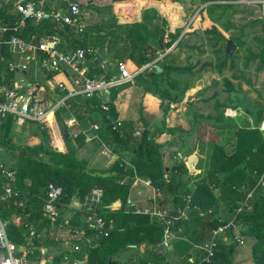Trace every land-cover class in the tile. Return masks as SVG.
Instances as JSON below:
<instances>
[{
    "label": "trees",
    "instance_id": "16d2710c",
    "mask_svg": "<svg viewBox=\"0 0 264 264\" xmlns=\"http://www.w3.org/2000/svg\"><path fill=\"white\" fill-rule=\"evenodd\" d=\"M131 1L111 0L105 8L111 14V10L115 7L122 6L121 3ZM150 1L155 0H145L146 3ZM170 1L178 2L179 0ZM202 1L210 3L214 0ZM230 6V4L210 5L211 8L223 9H229ZM184 12L187 15L190 8H184ZM16 18L17 16L11 12L9 6L4 5L0 9V26L8 27ZM162 22L166 21L162 19ZM181 31L182 28H177L173 33L169 32L168 37L171 41L165 45L166 43L162 39V30L156 29V32L152 34L145 23L119 24L117 18L112 14L106 24L94 27L87 25L82 34H75L68 27L52 29L48 24L35 25L30 21L22 35L44 33L47 36H54L58 38V48H83L87 59L96 54L94 50L98 48L99 44L102 47V43L108 41L106 50L112 54L111 65L128 59L140 69L157 58L156 52L163 54L165 49L177 40ZM11 35L12 32H6L2 34V39H7ZM150 39H152L155 48L153 50L149 47ZM216 39L221 40L222 37L217 35ZM232 40L237 44L236 39ZM260 44L262 45L261 50L257 54H250L248 59L251 61L258 59L264 66V41H260ZM179 46L178 41L174 48H179ZM0 52L5 54V46L0 47ZM217 53H222V56L219 55V62L216 65L212 66L208 63L201 65L196 70H193V67L189 65H173L168 61L169 53H166L160 61L154 63L153 69L147 68L133 76V79L140 84L144 91H150L159 100L180 102L194 74L207 69L220 73L226 67L227 61L231 60L228 59L230 56L221 50H217ZM156 66L159 67V71L156 70ZM172 72L176 75L174 79L170 77ZM182 73L189 79L184 87L178 90L179 78L177 79V77ZM90 74L98 73L91 70ZM108 74L110 75L109 72ZM109 75H107V79H109ZM165 78L168 81L160 87L159 81ZM126 84L122 83V88L128 86ZM4 86L7 87V84L0 79V87ZM109 98L110 95L107 100L108 111L106 113L99 109L97 98L91 99L93 110L102 113L101 124L96 133L99 134L100 139L109 142L112 153L116 155L111 167L104 172L87 169L85 162L77 160L74 152L70 150L63 152L52 147L47 148L44 144L14 147L7 134L10 126L15 123L14 117L7 116L1 122L0 148L13 151V163L9 170L13 171L15 175L13 194L4 202H0V220L5 224L7 238L16 246L25 248L28 259L39 264L45 258L43 249L47 248L49 244L47 235L49 234L50 221L41 211L47 185L54 184L62 188L59 219L73 199L81 200L91 189L101 188L103 198L98 212L106 226L110 225L111 227L106 236L97 238L94 243L85 246L78 253H70L69 257L78 260L85 259L86 264H120L113 260L115 255L138 249L143 245L145 246L144 257L136 264H168L162 261L163 257L157 249L163 236V224L152 219L148 214L135 213L133 209L125 210L126 206L129 207L128 197L135 177L147 180L153 189L168 196L173 207L171 212L173 215H179L185 206V197L187 196H190V205H196L199 208V212L191 210L183 220L174 222L171 227L173 231H177L181 227H186V231H189V228L198 224L210 234L222 223L217 218L220 206L217 204L214 194L215 189H219V199L223 202L226 198H231L229 196L231 193H238L239 196L236 200L241 203L246 194L255 188L252 199L239 211L236 223L245 228L239 234L253 240L251 264H264V187L257 186L259 179L264 181V131H260V123L264 122V114H256L246 107L242 108L241 110L246 112L247 117L252 121V125L246 119L244 125L236 126L234 151L227 155L221 147L213 144L206 176L197 181L191 189L181 190L183 187L182 176L189 173L187 166L184 163H179L166 171L161 158L160 145L155 143L158 136L173 133L174 130L166 128L163 118L160 128H156L150 133L144 127L139 132L137 142L131 145L130 140L134 137V131L130 123L120 121L122 123L120 131H113L109 125L110 121L107 120V117L111 120H116L117 117L111 104L112 99L109 100ZM161 106L162 101L160 108ZM218 107V104L215 105L216 109ZM224 109L226 108L223 107ZM168 110V106L162 108L163 117ZM57 111L59 110L57 109L55 113ZM212 119H215V122L221 120L215 115ZM61 135L63 139L69 138L68 129L65 126L61 129ZM126 153H130V165L126 163L128 156ZM45 157H48L47 161ZM218 173L223 174L221 178L217 177ZM1 186L0 180V188ZM117 200L120 201L121 207L114 211L111 209V205ZM230 203L229 209L234 213L235 209L240 206L232 199H230ZM208 210L210 213H207ZM77 214L81 215L80 212ZM14 218H18V224L13 221ZM59 219L56 222L57 225H59ZM72 220L73 223H77L75 217ZM81 227L82 229L85 227L84 222ZM43 230L46 233L44 238L41 237ZM236 247L234 242L225 245L221 238H218L212 258L209 263L204 264H232L231 258L236 253ZM173 248L174 254L184 260L183 264H190L188 259L190 258L189 252L193 248L192 244L182 238L175 241Z\"/></svg>",
    "mask_w": 264,
    "mask_h": 264
},
{
    "label": "crops",
    "instance_id": "0c3cea01",
    "mask_svg": "<svg viewBox=\"0 0 264 264\" xmlns=\"http://www.w3.org/2000/svg\"><path fill=\"white\" fill-rule=\"evenodd\" d=\"M47 2L55 7L62 5L56 0H47ZM159 6L161 7V5ZM152 7L153 4H150V8ZM160 7H157L158 9L156 10L160 12L159 16L164 20H167V22H176L180 21V18H183V16L179 13L176 15L167 14V11L165 13H161L162 10ZM86 16L88 17V14H86ZM115 17L117 18L119 24H142L145 22L144 20H146L145 17L139 14L137 15L136 13L117 14ZM104 21L107 20L101 19V22ZM86 24L89 25L88 23ZM100 24L101 23H99V25ZM148 30L150 29L148 28ZM171 31H173V28ZM106 42L102 43V47L99 44L98 48L94 50V53L101 56H107L109 60H112V54L106 50ZM65 48L66 47H63L62 49ZM43 58H45V56L38 54L36 63L30 64V70L28 72H30L31 69L34 70L33 81L25 82L37 86L35 95L38 99H40L42 107L47 109L57 103H60L64 98L66 90H59L57 88V84L59 83H61L68 91H74L73 93L76 94L68 98V100L66 99L63 101L62 105L57 108L59 111L55 113L56 109L43 121H27L20 123L19 125H15V127L11 125L8 130V132H10V136H15L13 139L18 140L20 145L38 146L40 144H44L47 148L52 147L63 152L66 150L73 151L75 158L79 161H84L87 169L102 172L107 171L116 158V155H114L111 151L109 142L104 139H100L99 134L96 133L98 129H94L95 136L93 138H88L86 135L89 128H94V126H97V128L99 127L102 120V113L93 110L94 108L91 105V100L85 99L83 95L79 93V89L73 84V77L69 74L65 67H60L56 70H48L41 62V59ZM2 59H5L7 63L11 60H16V58L9 53L7 47H5V54L0 52V60ZM155 62L156 61L154 60L151 66H153ZM123 63L128 70L131 66H135L128 59H124ZM142 68L138 69L136 74L142 72ZM148 68H150V66ZM210 71L212 73L213 70ZM10 73L22 74L19 72ZM26 74H23V76L25 77ZM206 74L207 71L194 74L193 78L189 81L188 89L184 93L183 99L180 102H167L165 106H168L169 110L166 112L164 117L162 116V118L159 117L161 101L150 91H144V89L140 87V84L138 82L136 83L133 78L129 82H117L114 88L110 90V98L112 99L111 104L117 113L116 120L128 122L133 126L134 137L131 138L130 144L134 145V143L137 142L139 132L144 127L147 128L150 133H152L156 128H160L161 121L164 118L166 128L174 130L173 133L161 134L155 139V143L160 145L161 158L163 165L166 167L165 169L168 170L172 166L182 163L181 160L183 157L193 158L194 162L192 165V171L195 173L194 177L197 178L196 181H199L206 176V173L204 176L202 175L206 169V162H208L209 168V159L207 161L204 143H207L206 141H208L207 136L211 137V131L215 129V127L217 128V126H215L217 122L215 123V119H212L215 113H205L204 110L206 109L205 107L207 101H204V99L200 101L201 98L199 99L197 96L207 84H210L206 82ZM16 77H18L17 79L19 82L24 78L22 75H18ZM16 77L14 76L13 78H10V82L6 83L7 87H20V85L23 87L25 83H19L18 81L15 82L14 79H16ZM122 83H127L126 85L128 86L122 88ZM4 87H1L0 102L3 101L2 90ZM190 101L192 104H187ZM225 111L229 112V115L225 117L226 115L224 112V117L231 118L230 121H233L232 123L239 127L240 125L237 120L241 118L239 117L240 114L229 108H226ZM240 112L244 115L243 111ZM69 120H73L76 125L71 128L67 127L66 124ZM247 122H251V120L248 118ZM250 125H252V122ZM64 126L68 129L69 138L67 139H63L61 135V129H63ZM37 127L39 128L37 129ZM73 132H78V136L76 138L71 137V133ZM212 147L213 145L211 144V151ZM126 155H128L126 157L128 162L126 161V163L130 165V153H126ZM210 155L211 153L209 154V157ZM45 160L47 161L48 157H45ZM217 177L221 178L222 176L217 175ZM147 183L148 181H144L142 178L135 177L133 179L128 197L129 207H125L126 211L139 208L151 209L153 206L164 208V204H171L168 196L153 189L150 184ZM141 184L144 187H142ZM145 185L150 187V189H148L150 194H144V191H147ZM214 194L217 204L220 206L217 218L222 221H227L233 215V212L229 209V204H231L230 199L239 205L240 203L236 200L239 194L231 193L229 195L231 198H226L224 202L219 199L220 193L218 188L215 189ZM78 205L79 199H73L61 215L59 225H57V223L53 225L50 224V229L48 230L49 234L47 235V241L49 244L47 248L43 249L45 258L41 260L43 261V264H63L66 260L71 259L69 257L70 250L73 245L76 244L75 241L79 240L81 237V225L83 224L82 216L77 214ZM166 209L172 212L173 207L171 205L170 208ZM73 217H75L77 223L72 222ZM13 221L16 224L19 223L18 218L13 219ZM237 227L239 228L241 225L238 223ZM179 229L180 231H173L176 238L169 241L167 247L168 252L171 251L172 254H174L173 244L175 241L183 238L193 245V248L189 252L190 259L198 258L200 253L196 250V246L201 245L209 236V233L208 236H203L201 232L207 233L208 231L204 228L202 229L198 224L189 228V231H186V227H181ZM45 236L46 233L45 230H43L41 237L44 238ZM219 238H221L225 245L230 244V241L226 239L225 236H220ZM79 245L81 246V243H79ZM140 247L145 248L143 245ZM157 249L162 250L163 247H157ZM237 255H240V251L236 247V253L231 258L232 264H236L234 259ZM172 257L177 260L176 263L172 264L184 263L182 258H178L176 255ZM41 261L39 264H41ZM162 261L167 262L168 260L163 259Z\"/></svg>",
    "mask_w": 264,
    "mask_h": 264
},
{
    "label": "built area",
    "instance_id": "2783aa9c",
    "mask_svg": "<svg viewBox=\"0 0 264 264\" xmlns=\"http://www.w3.org/2000/svg\"><path fill=\"white\" fill-rule=\"evenodd\" d=\"M62 5L55 7L47 2V0H1L0 9L4 5L10 7L17 18L8 27L0 26V47L5 46L16 60H11L6 64L7 72H19L26 74L30 70V64L36 63L38 54L45 56L41 62L48 70H56L65 67L69 74L73 77V84L79 89V93L85 99L91 100L97 98L99 100V109L106 113L108 111L107 99L110 90L114 88L117 82H129L136 74H132L123 62L111 65L107 56L94 54L87 59L85 50L80 47L72 49L58 48V39L54 36H47L44 33H28L22 35L26 31L28 22L37 24H48L52 29L68 27L75 34H82L87 26L81 5L74 0H56ZM262 14L264 17V0L261 1ZM12 32L7 39H2V34ZM21 35V36H19ZM94 70L98 74H90ZM110 73V75L108 74ZM109 75V79H107ZM14 86L12 88L4 87L2 90L3 101L0 102V123L7 118L13 116L15 123L20 124L27 121H43L48 115H51L63 101L74 96V91H68L61 83L57 84V88L61 91L66 90L64 98L47 109L42 107L40 99L35 95L36 85L25 83L23 87ZM109 125L113 131H120L122 123L119 120H111ZM67 127L75 126L73 120L67 121ZM94 129H98L94 126ZM78 132L71 133L72 138H76ZM188 158L183 157L182 163H187ZM190 175L195 176L193 171H189ZM0 180L2 186L0 188V202H4L13 194V184L15 181L14 172L9 168L0 165ZM149 184V182L147 183ZM257 186L264 187V181L259 179ZM253 188L247 194L245 199L239 204L240 207L227 221H222L220 226L212 230L201 245L196 246V250L200 253L196 259H188L190 264L209 263L213 256L216 241L220 236H225L230 243L236 245L243 244V236L236 232L238 223L236 217L243 206L252 199ZM62 188L54 184H48L45 189V199L42 206V213L50 221L55 224L59 219V206L62 198ZM16 195V194H15ZM103 198V190L101 188H93L79 200L78 212L81 213L85 227L81 228V244L83 246L90 245L101 236H106L110 225L106 226L105 221L99 215L98 208ZM250 209L249 206H247ZM199 212L196 205H190V196L185 197V206L179 215H173L167 209H161L153 206L151 209L139 208L134 209L135 213L148 214L152 219L160 221L163 226V236L157 247H163L166 250L170 240L176 238L171 229L174 222L183 220L189 211ZM207 213H210L208 210ZM180 231V229H178ZM88 234H85L87 233ZM81 250L79 244H74L70 253H78ZM159 254L163 252L158 251ZM84 260L68 259L63 264H84ZM0 264H31L27 257V250L23 247L16 246L6 235L5 224L0 220Z\"/></svg>",
    "mask_w": 264,
    "mask_h": 264
},
{
    "label": "rangeland",
    "instance_id": "374dc122",
    "mask_svg": "<svg viewBox=\"0 0 264 264\" xmlns=\"http://www.w3.org/2000/svg\"><path fill=\"white\" fill-rule=\"evenodd\" d=\"M74 1L81 5L83 16L86 19L85 22L91 27L97 26L99 23H101L100 25L106 24V21L101 22V19L107 20L112 14L116 16L117 14L121 15L123 13H136L137 15L139 14L145 17L146 20H144V23L150 29L152 34L156 32V29L163 31L162 39L163 42L166 43L165 45L171 41L168 34L173 33L177 28H182L177 40L174 41L169 48L165 49L164 53H169L168 61L173 65H189L193 67V70L208 63L212 66L216 65L219 62V55L222 54H218L217 50L224 52V46L227 40H237V44L234 43L235 49L232 55L228 57V59L231 60L227 61V65L222 72L218 73L213 70L211 73L209 69L206 70L207 74L205 79L206 82L210 84H207L197 95L199 99L201 98L200 101H202V99L207 101L206 109L204 108L205 113L213 112V114L215 113V117L221 119L219 122H215V126H217L215 129L217 130L213 129L211 131V137L207 136L208 141H206L207 143H204L207 161L210 158L211 144L221 147L227 155L234 151V133L236 130V124L232 123L233 121H230L231 118H225L229 115V112L225 111V109L223 110V107L235 110L240 114L239 117L241 118L237 120L240 126L244 125V121L248 119L246 112H243L244 115L240 112L242 111V108L246 107L256 114H264V66L258 59L254 61L248 59L250 54H257L261 50L262 45L260 44V41H264V17L261 6L262 0H242L236 2L214 0L210 3H204L202 0H179L178 2L170 0H155L148 3H145V0H132L128 3H121L122 6L115 7V9L111 10V14L105 8L111 0ZM150 4H153V7L156 8H150ZM211 4L220 6L230 4L231 6L229 9L218 7L211 8ZM159 5H161L162 8ZM157 7H160L162 10L161 13H165L166 11V13L170 15H176L179 13L184 16V18H180V21L176 22H167V20H165L166 22H162L163 18L161 19L159 16L160 12L156 10L158 9ZM184 8H190V12L187 15L184 12ZM200 10L201 13H199ZM86 14H88V17ZM172 28L173 31H171ZM217 35H220L222 39L217 40ZM178 41L180 44L179 48H174ZM149 47L152 50L155 49L152 39H150ZM161 55L160 52H157V58L154 60L160 61L161 58L158 59V57ZM6 63L7 61L5 59L0 60V79L2 82H10V78L18 75L24 77L23 74L7 73L5 71ZM153 67L154 65L150 66L151 69H153ZM129 71L134 74L138 72V68L136 66H131ZM33 73L34 70L31 69L30 72H27L22 81L19 82L17 79L18 77L14 80L19 83L32 82ZM175 76L176 75L172 72L170 77L174 79ZM177 79L179 81L178 90H181L185 83L188 82L189 78L182 73ZM167 81L168 79L166 78L161 79L159 81L160 87ZM160 101H162V106L160 108L159 117L162 118L161 111L167 104V101ZM217 104L219 105L218 109L215 108V105ZM223 112H225V117ZM251 122L248 123L250 124ZM12 125L15 127V125L19 124L14 123ZM9 133L10 132L7 134L11 138L13 146H19V141L14 140L13 138L15 136H10ZM12 154L13 151L6 148H0V165L10 168L13 163ZM205 168L202 176L207 172L208 162L205 163ZM222 175V173H218V176ZM143 180L146 181L145 179ZM196 180L197 178L190 174L182 176L183 187L181 190L185 188L191 189L197 182ZM141 186L144 187L142 184ZM145 187L147 188V191H144V194H150L148 192L150 187L146 185ZM163 207L164 208H161H170L171 204L166 203ZM244 229L245 228L241 226L237 228L236 232L240 233V231H244ZM201 233L203 236H208V232ZM75 243L79 244L81 243V240H76ZM252 244L253 240L243 236V244L237 245L240 255H237L234 259L236 264H251ZM84 247L85 246L81 244V249H84ZM144 251L145 248L141 247L128 250L115 255L113 260L118 261L120 264H136L144 257ZM161 251L163 253L160 255H162L163 259L168 260L167 262L165 261V263L172 264L177 262L175 258L173 259L172 256L175 255L172 254L171 251L168 252L165 248ZM31 264L35 263L31 262ZM84 264H86V261Z\"/></svg>",
    "mask_w": 264,
    "mask_h": 264
},
{
    "label": "water",
    "instance_id": "95a60500",
    "mask_svg": "<svg viewBox=\"0 0 264 264\" xmlns=\"http://www.w3.org/2000/svg\"><path fill=\"white\" fill-rule=\"evenodd\" d=\"M89 4V3H88ZM235 49V45H234V42L232 40H227L226 43H225V46H224V53L227 55V56H231L233 51ZM166 53L162 54L159 58H162ZM153 63H150L146 66H144L141 70H144L146 68H148L149 66H151ZM157 71H159V67H155ZM187 104L191 105L192 102H188ZM260 131H264V122L261 123V126H260ZM86 135L88 136V138H93L95 136V130L93 127L89 128L86 132ZM193 162H194V159L193 158H188L187 160V163H186V166L188 168L189 171H192V165H193ZM167 171V169H165ZM263 194H264V188H263ZM120 207V201L117 200L115 201L114 203H112L111 205V209L112 210H117L118 208ZM41 264H43V261H41Z\"/></svg>",
    "mask_w": 264,
    "mask_h": 264
}]
</instances>
